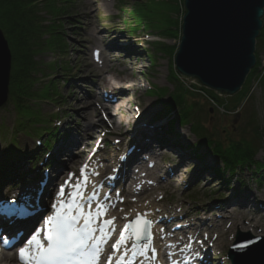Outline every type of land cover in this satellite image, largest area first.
Listing matches in <instances>:
<instances>
[{
  "label": "rangeland",
  "instance_id": "1",
  "mask_svg": "<svg viewBox=\"0 0 264 264\" xmlns=\"http://www.w3.org/2000/svg\"><path fill=\"white\" fill-rule=\"evenodd\" d=\"M44 3L46 2H42L34 8L43 25L48 24L49 20L53 19V14L46 11ZM55 4L63 6V3L58 1ZM62 8H65L68 12L59 15L58 23L61 25L60 32L62 34L44 35L43 37L48 36L49 40L46 41L44 46L37 45L33 51L35 68L31 75L34 83L31 88L38 95L26 99V101L32 110L39 112L38 122H30L23 129L18 128L20 118L12 105L13 103L10 102L8 86L7 102L0 109V153L6 152L8 143L9 149H11V141L14 140L18 144L17 148L14 149V154L18 153L16 164H26L25 167L33 164L37 167L36 164L40 165L42 156L45 153L41 154L40 159H36L37 161L31 158V160L27 159L25 162V155L21 154L28 149L32 150L35 145L34 141L44 137V135H40L39 131L56 129L58 134L55 137L56 140L53 146L54 155L49 158L47 166L51 167L54 159L57 158L56 153L61 150L60 145L57 148L58 144L71 133L76 137L77 142L69 148V154L76 155L77 151L83 148L84 141H89V144L85 148L84 156H77L70 167L67 168L68 170L75 169L85 158V155L88 156L91 143L98 137H101L99 139L101 151L97 153V157L112 158L111 165L108 166L110 167L115 164L120 154L130 146L131 139L138 137L135 130H132L135 127V114L139 113V118L143 117L147 124H152L145 120V112L142 113L141 111L142 108L147 106L146 112L151 110L150 112L155 114L156 119H162L163 126L173 120V137L170 138L167 135L162 137L159 135L150 136L146 133V138L151 139L149 143L154 145V148L148 151L151 157H154L158 167V169L151 171L153 177L150 176L149 180L154 181L155 178L162 183L154 189L146 191V197L143 196L142 199L136 202L131 196L126 197L127 206L134 208L145 205L153 210L162 208L178 216L186 213L195 218V223L206 226L210 224L206 218H211L217 236L211 234L210 241L214 244L213 239L215 237V244L213 252H209L218 260L215 264H228L225 254L232 245L236 233V229L231 228L232 224H230L228 218H233L238 211L245 210L247 215L242 220L243 222L237 224V228L245 226L246 229L240 231L248 232L252 236H259L264 246V236L259 234L258 229L257 233L259 235L251 233V228L248 226L249 217L259 220L264 226V171H261L260 174L255 173L257 167L253 164L250 171L237 170L233 176L225 172L224 177L229 178L228 185L216 176H208V174H211L209 169H212L214 165L221 167L220 162L211 153H206V145L203 144L200 150L201 154L204 155L202 166H205V168H200L199 160L190 154V149L198 143L197 138L191 131V124H177L176 122L184 106L190 105L191 107L193 105L196 111L194 116L201 122L206 134L222 143L227 138L251 140L254 137L250 122L252 118L259 129L256 138L253 139L254 142L256 141L255 145L258 146L254 159L259 164H264V83L257 79L258 76H262L264 70V45L258 48V61L255 62L257 68L254 75L247 82L242 95L229 99L234 94L222 96L214 92L220 98H228L227 106L213 105L204 96L193 93L195 95L187 94L181 97L185 104L178 102L171 108L165 104L169 102L171 94L176 92L175 85H177V82L173 79L172 72H176L173 57L181 33L180 26L183 15L181 0H70V3ZM133 11L140 12V15L143 14L144 18H136ZM147 16L148 18H146ZM146 19L154 23L163 22V20L177 21L174 24L172 22H170L171 25L168 24L169 27L173 28L177 26V34L162 38L158 30L145 27ZM0 28L5 34L1 24ZM114 38H117L118 42L128 45L127 56L126 52L116 50V48L108 45V42ZM60 40L64 41L65 47ZM156 41L163 42L170 48L167 52L158 51L154 45ZM93 48L101 51L102 62L97 64L93 62L91 57ZM255 52L254 49L256 61ZM130 63H134L135 68L131 69ZM100 73L105 75L106 83L109 84L93 77ZM121 77L126 80L124 84L127 88L125 98L121 109L106 110L107 115L111 113L113 116L114 122H111L107 119L106 113L100 114L98 111L99 108H102V105L105 108L107 107L99 95L100 88H104L109 92L111 84L118 85L116 80ZM179 79L183 80L182 84L185 86L195 84V82H189V79L183 78L180 74ZM50 80L52 81L50 82ZM133 83L136 84L135 89L130 88ZM159 88L164 89L163 94L149 92ZM113 91L118 95V91L115 89ZM50 93L54 94L51 95ZM47 94H50V96ZM79 101H82V104L91 103L90 109H93V113L91 117L89 116V122L103 121V125L101 127L97 126L94 136L89 140L87 138L89 133L87 119L82 117L80 109L76 105ZM165 108L169 113L165 111L164 114L163 110ZM141 121L142 119H139V122ZM21 122L24 123L23 120ZM141 128L144 129V132L143 129L140 130ZM146 129L150 128L141 126L137 131L140 130L145 133ZM155 136L165 139L162 142V147L155 140ZM51 139H53L52 136ZM172 141L174 145H172ZM36 151L38 153V150ZM140 154L142 153L137 152V155H133L132 160L137 159ZM108 167L105 172H108ZM65 171L58 178L53 176V180L48 184L47 194H50L55 183L61 180ZM5 172L8 174L17 173L18 176L24 177L22 173L26 171H18L14 167L12 170L9 168ZM41 173L40 170L37 176L42 177ZM50 173L52 174V171ZM13 181V183L16 182L14 179ZM34 183H37V180ZM47 188L44 190L45 193ZM189 189H192L193 192L190 191L189 193ZM124 205L122 204L123 207ZM215 205L220 206L224 217L218 218V212L213 211L214 213H211L209 211V209H214ZM221 231L226 232L221 233Z\"/></svg>",
  "mask_w": 264,
  "mask_h": 264
},
{
  "label": "trees",
  "instance_id": "2",
  "mask_svg": "<svg viewBox=\"0 0 264 264\" xmlns=\"http://www.w3.org/2000/svg\"><path fill=\"white\" fill-rule=\"evenodd\" d=\"M56 1L63 3V6L61 5L62 7L70 3V0H0V24L5 31L6 36L4 32L3 34L8 41V46L10 48L13 61L8 85L9 98L10 102L13 103L12 105L15 111L17 114H19L20 122H18V128L20 129H23L25 125L29 124L30 122L37 123L38 117H40L39 112L32 110L28 106L26 99L38 95V93L36 94L33 92V89L31 88V86H34L31 75L35 68V61L33 59V51L35 47L37 45L44 46L46 41L49 40V38H47L48 36L43 37L44 35L53 36L62 34V32H60L61 25L58 23L60 17L59 15L68 12H66L65 8L57 6L55 4ZM42 2H46L44 3L46 7L45 9H47L46 11L53 14V19H50L48 24L44 25L40 22L39 16H37L36 12L34 11V8ZM181 5H183L182 0ZM133 14L136 16V18H144V15H140V12L133 11ZM146 18H148V16ZM170 22L174 24L177 21L163 20V22L160 21L154 23L153 21L146 19L145 27L158 30L161 37L166 38L175 36L178 31L177 26L174 28L168 26V24L171 25ZM60 41L63 42L62 44L65 47L64 41ZM154 45L158 51L167 52V50L170 48L168 45L160 41H156ZM255 45V62L257 63L258 48H261V45H264V12L262 17V26L258 36L255 39ZM256 68L257 66L255 64V66L250 69L247 76L245 77L244 83L239 91L229 99L239 97L243 94V91L247 86V82L250 80V77L254 75ZM172 75L173 79L177 82V85H175L176 92L171 94L169 97V102L165 104L166 106L168 105V107L172 108L178 102L185 104L181 97L186 96L187 94L195 95L193 93L204 96L213 105H219L221 107L227 106L228 98H220L212 90L199 87L195 84H189L185 86L182 84L183 80L179 79V74L177 72H172ZM257 79L264 83V70L262 76H258ZM51 81L52 80H50V82ZM157 91H159L160 94L164 93L163 88H159ZM50 94L53 95L54 93ZM50 94L47 95L50 96ZM163 111L164 114L168 112L166 108ZM194 115H196V111L193 105L191 107L190 105L187 107L184 106V108L180 111V115L176 122L177 124H191V131L197 138L198 143H196L195 147L190 149V153L197 160L204 161V155L201 154L202 152L200 149L203 144H205L206 153H211L220 162L221 167L216 165L212 167L213 175L220 178V181H222L224 184H227L228 178L226 179V177H224L225 172L233 176L237 170L244 169L245 171H250V167L253 164L258 168L256 171L264 169V164H259L258 161L254 159V155L258 150V146L255 145L256 141L254 142L253 139L256 138L257 133L259 132V129L255 124V120L251 118L250 121L252 124V131L254 132V137L251 140H246L243 138L233 140L231 138H227L222 142V144L220 141L216 140L215 138H211L206 134L205 128ZM21 120H23L24 123H22ZM172 124L173 120H170L166 125L169 129V132L171 133L173 132L171 131L173 129ZM43 132L48 133L51 131L43 130ZM52 132L57 136L56 130H53ZM55 135H52V137H56ZM48 138L51 141V136ZM45 145H47V143ZM17 146L18 144L12 140L11 149H9L8 143L6 152L3 151L0 153V171H6L9 168L12 170V168H14L13 166L16 164V158L18 154H14V149H16ZM4 161L8 162L7 165H5L6 162ZM216 193L218 192L216 191Z\"/></svg>",
  "mask_w": 264,
  "mask_h": 264
},
{
  "label": "water",
  "instance_id": "3",
  "mask_svg": "<svg viewBox=\"0 0 264 264\" xmlns=\"http://www.w3.org/2000/svg\"><path fill=\"white\" fill-rule=\"evenodd\" d=\"M263 9L264 0H183L174 70L218 95L238 92L255 64V39ZM10 70L11 52L0 28V109L7 102ZM239 235V244L230 253L246 264H264V251L256 247L253 238Z\"/></svg>",
  "mask_w": 264,
  "mask_h": 264
},
{
  "label": "snow or ice",
  "instance_id": "4",
  "mask_svg": "<svg viewBox=\"0 0 264 264\" xmlns=\"http://www.w3.org/2000/svg\"><path fill=\"white\" fill-rule=\"evenodd\" d=\"M184 55L186 53H181L182 57ZM150 111L145 113L146 117ZM86 169L87 165L83 166L81 173ZM73 175L70 173L69 179L59 186L56 199L51 204L53 214L43 218L46 227L43 239L40 228H36L30 238L20 237L21 241H26L25 247H21L18 253L23 264H99L101 246L107 243L115 231L116 218L101 219L106 215L110 201L96 203L93 208V197L100 195L97 186L93 185L91 194L86 195L84 189L87 187V178H77L71 183ZM66 188L69 189L67 193ZM0 216L13 219L29 217V213L23 205H16L15 200H12L10 203H0ZM146 216L147 213H138L124 225L119 239L112 245L114 252L107 257V264H113L116 252H120V255L115 264H122L127 253L122 252L120 246L128 241L132 242L134 254L137 250L144 251L152 246L153 234L150 229L153 222ZM143 240L147 242L141 244ZM4 243L9 244L10 241L5 239ZM155 251L152 248V252ZM196 255L199 256V253Z\"/></svg>",
  "mask_w": 264,
  "mask_h": 264
},
{
  "label": "bare ground",
  "instance_id": "5",
  "mask_svg": "<svg viewBox=\"0 0 264 264\" xmlns=\"http://www.w3.org/2000/svg\"><path fill=\"white\" fill-rule=\"evenodd\" d=\"M108 45L111 46L112 48H116V50H120L122 52H126V56L128 55V49H129L128 48V45H126L124 43L118 42L117 38H114L110 42H108ZM130 66H131V69L132 68H135V64L134 63H130ZM102 74L103 73H100L99 75H96V76L94 75L93 77L100 79L103 83H106L105 75H102ZM116 81H117L118 85L115 86V85H112L111 84V87H113L116 91H118V94H119L120 97L118 98L117 102H115V103H112L111 102V103L108 104V106L106 108L102 107L101 110L98 109V111L100 112V114H102V113L105 114L106 113L107 119L110 120L111 122H114L113 121V116H112L111 113L107 115L106 110L107 109L108 110L109 109H116V110L121 109L122 103H123L124 98H125L126 89H127L124 86V84L126 82L125 78L121 77V78H118ZM130 88L131 89H135L136 88V84L135 83L131 84V87ZM157 90L158 89H155L154 91L152 90V91H149V92L150 93H155V94L157 93V94H159V91H157ZM76 105L79 107L80 113L82 114V117L84 119H87L86 120L87 121V129L89 130V133L88 134L86 133V134L88 135L87 138L89 140V138H91V137L94 136L95 130H96L97 126H100L101 127L103 125V121L96 122L97 121L96 120L94 123L91 122V121L89 122L90 117L92 116V113H93V109H90L91 103H87L86 102V104H82V101H79L78 103H76ZM141 111H142V113L143 112L146 113L147 106H145L144 108H142ZM151 113H153V112H150V114L145 118V120H147L148 122L153 123V125L155 126V128L146 129L145 130L146 131L145 133H143L144 132V129L143 128L140 129V130L143 129V132L140 131V130H138V131L135 132L138 135V137L135 138V139H131V141H132L131 144L136 145L135 146V151L129 153L127 155L128 157H129L130 154L132 156L133 155H137V152H136L137 149L139 150L138 153H140L141 152V149L152 150V148H154L153 147L154 145H151L149 143L151 139L146 138L147 136H145V135H147V134H149L150 136H152V135H159V136L162 137L163 135L170 136L169 133L172 134L171 132H169V129L166 126V124H164V126H163L162 119H160V118L159 119L158 118L156 119L155 118V114L154 113L151 114ZM137 124H138V126H135L134 128H137L138 129L141 126H139L140 123H137ZM52 131L51 132H48V133H44L43 130L39 131L40 132V135H44V137H42L39 140L34 141L35 142V145L33 144L34 147H33L32 150H29L28 149L26 152L23 151L22 154H21V155H23V154L25 155V158H24V162H25V160H27V159L31 160V158H33L35 160L36 159L39 160L40 159L39 157H41V154L43 155V153H45L42 156L43 158L41 159V163H42L41 165L36 164L37 167L35 165H33V164H31V165H28L27 164L28 165L27 167H25L26 164L22 165L20 163L19 165H17L15 167V170H18V171L25 170L26 171V172L22 173V174H24V177H22L21 175L18 176L17 173L16 174H11V173L8 174L5 171H0V195L1 196H3L5 194V192H7V191H11V194L14 196L13 199H16L17 200V198H19V196L22 195L23 198H20V199H22V201L33 200L34 202H36V201L41 202L42 198L46 194L44 192V190L47 187V185L53 180V176L56 177V178H58L61 174H63V172L68 167H70L71 163L74 162V160H75V158H77V156H80V157L81 156L82 157L84 156V151H85V148L88 146L87 144H89V141H86V142L84 141L83 142V148L80 151H77L76 155L69 154V152H70L69 151V148L71 146H73L77 142L76 137L73 134L70 133L69 136H67L65 140H61V143L62 144L61 143L58 144L57 148L60 145L61 146V150H60L59 153H56L57 158L54 159V162L51 165V167L47 166L49 158H51L54 155L53 154V151H54V149H53L54 148L53 147L54 145L53 144H54V141H55V137H53V139H51V141L48 138V137H50L52 135H55ZM171 131H174V129H172ZM120 136H122V135H120ZM100 138L101 137L96 138L91 143V147H95L97 150H101L100 149V146H98V140ZM124 139H125V137H124ZM173 141H174V138H173ZM46 143H47V145H45ZM172 145H174V142L172 143ZM47 146H51L50 147V150H48V151H47ZM36 150H38V153H37ZM85 157H86V155H85ZM125 159H127V158H125ZM119 162L121 163L120 160H119ZM108 165H111V164H108ZM110 168H111V166H110ZM110 168L108 167L109 170H110ZM155 168L158 169L157 165H156ZM40 170L42 171V173L46 170V176H47V180H46L45 186L42 189L41 193H39L38 190H34V188H37V183H34V182L36 180H40L42 178L41 176L40 177L37 176L39 174ZM209 170H207V171H209ZM33 171H34V173H33ZM50 171H52V174L50 173ZM209 172L211 174L210 175L208 174V176L211 177V175H212L211 170ZM42 173H41V175H42ZM148 173H150V172H148ZM8 178H12V179H8ZM13 179L16 181L15 183H13L14 182ZM111 184L112 183H108L107 184L108 187H110ZM150 188H148V189H150ZM47 190H48V188H47ZM2 200H5V199L3 198ZM129 207L130 206H128V209H129ZM130 211L132 213H135L137 211V209H130ZM215 211L218 212V218H221L222 216L224 217V215L222 214L223 210H221L219 207H215ZM241 211H238L237 212V215L233 216V218L232 217L231 218L230 217L228 218V220L231 222L230 224H232L231 225V228H235L238 231H240V230L242 231L243 229H246L245 226H242L240 228H237V224H240L241 221L244 218H246V215H247V213L245 212V210H241ZM211 212H213V210H211ZM156 214H157V212L154 211V210H152L150 213H147L146 218L147 219H151ZM220 214H222V215H220ZM184 216L186 218H188L189 220H191L192 222H194V219L195 218H192L193 216H190L189 214H186V213H184ZM206 220H207V222L210 223V224H207L208 225L207 226L208 227L207 230L210 233V235L211 234H214L215 236H217V233L215 231L216 229H212V227L214 226V222L212 221V219L211 218H206ZM219 225H222V224H219ZM248 226L251 228V233L256 234V235H259L260 234V235H263L264 236V226L259 222V220H255L253 217H249L248 218ZM252 229H254L256 232L254 230H252ZM257 229L259 231V234L257 233ZM196 230H200V227L197 228ZM152 231H155V230L152 228ZM225 232L226 231H221V233H225ZM238 236L240 237L239 234H236L235 240L232 243V245L234 247L239 244V241L237 242V237ZM252 238H253V241L252 242L256 245V247H258V249L261 252L264 251V246H263V243L261 242L260 237L259 236H255V237H252ZM214 240H215V237H214ZM254 249H255V251L257 253V256H259V254H260L259 253V250L256 249V248H254ZM263 258H264V256H263ZM262 261L264 262V260H262ZM242 264H243V262H242Z\"/></svg>",
  "mask_w": 264,
  "mask_h": 264
}]
</instances>
